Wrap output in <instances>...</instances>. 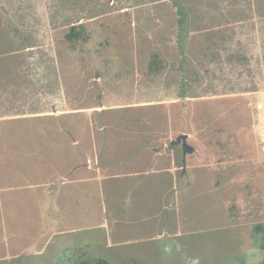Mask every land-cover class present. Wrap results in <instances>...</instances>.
<instances>
[{
	"label": "rangeland",
	"instance_id": "obj_1",
	"mask_svg": "<svg viewBox=\"0 0 264 264\" xmlns=\"http://www.w3.org/2000/svg\"><path fill=\"white\" fill-rule=\"evenodd\" d=\"M0 2L19 6L17 15L24 18L23 25L11 20L20 33L11 35L0 10V90L7 101L32 108L39 103L47 110L55 102L57 136L63 141L80 116L60 119L66 101L73 107L112 104L144 95L146 86L155 104L147 111L154 131L168 122L164 125L173 134L180 133V182L186 188L208 183L209 172L214 173L216 192L201 186L180 197V221H188L174 241L185 250L180 249V260L169 254L165 264H264V0ZM72 26L83 35L69 41ZM23 127L4 126L3 132L15 133L8 142L0 135V264H100L95 255L103 257L101 245L95 244L92 228L74 230L81 237L65 246L71 239L62 232L64 224L66 229L77 225L66 215L79 203L70 205L64 188L79 173L49 180L47 158L17 151L24 143L18 134H31ZM17 141L15 154L2 163L3 145L16 147ZM50 181V187L62 186L58 206L64 222L56 225V236L39 237L47 219L34 216L25 196L32 187L43 191ZM226 182L232 188L222 187ZM42 191L37 192L46 198ZM196 191L200 199L191 195ZM89 235L90 247L85 245ZM198 242L214 247L212 252L217 248L215 262L210 263L212 252L203 250L191 254L199 259L190 257L189 247ZM163 243L170 247V239Z\"/></svg>",
	"mask_w": 264,
	"mask_h": 264
},
{
	"label": "crops",
	"instance_id": "obj_2",
	"mask_svg": "<svg viewBox=\"0 0 264 264\" xmlns=\"http://www.w3.org/2000/svg\"><path fill=\"white\" fill-rule=\"evenodd\" d=\"M19 9V6L14 8L10 3L0 2L4 25L10 26L6 29L11 35L20 34L12 29L11 20L24 24V18L17 15ZM39 42H42V38ZM0 93L2 142H8L15 135L13 129L12 134L3 132L4 126L11 128L15 124L25 125L23 130L31 133L18 134L19 139L24 141L23 144L19 145L20 142L17 141L16 147L7 143L3 145L2 163L6 157L15 154L19 145L17 151L24 157L47 158L45 162L48 161L47 166L53 172L49 180H58V174L61 175L60 178L68 179L76 171L79 173L75 182L71 185L66 183L64 188L66 200L71 197L70 205L79 203L73 215L70 212L66 215L69 222L73 217L76 227L73 229L68 225L66 229L64 224L62 230L64 236L71 239L65 242L67 249L75 244L74 240L81 237L74 230L92 228V233L96 232L97 235L95 244L101 245L99 254L103 257L95 255L100 264H110L112 261L165 264L171 253H177L174 259L180 260V249L185 248L174 240L180 238V228L188 221L187 218H184V222L180 221V197L186 199L190 191L184 190L200 189L201 186H204L202 189L216 192L217 184L216 181L213 183V172H209L208 183L186 188L187 184L180 182L176 166L177 158H180V133L173 134L174 131L167 127L168 122L162 123L161 129L154 131V119L147 111L155 104L148 98L146 86L144 95L140 93L141 95L134 97H120V100L112 104L101 102L73 107L66 101L65 106H61L63 109L59 115L64 117L60 119L68 117L73 121V117H69L72 113L80 116L72 132L67 127L69 119L67 120V126L63 129L70 131V136L64 135L63 141L57 136L55 102L50 103L52 108L50 104L47 106L50 110L41 109L39 103L34 108L28 104L23 107L22 104L7 101L2 89ZM46 125L50 127L46 128ZM76 131H80V134ZM166 139L168 143L164 142V148H161L162 141ZM182 154H186L184 150ZM60 158L63 159L59 160ZM90 179L92 186L89 184ZM52 184L50 181L43 191L37 190L42 191L46 198L39 196L33 187L30 194L25 196L28 199L25 204L34 206V216L47 219V225L39 237L56 236V229L63 221L64 215L58 206L62 186L50 187ZM222 187L232 188V184L226 182ZM197 192L191 195L200 199ZM9 196L10 194L6 195V199H10ZM197 205L198 203L196 210ZM168 239L170 247L168 243H163ZM85 245L93 246L90 235ZM173 245L176 247H171ZM195 249L210 253L215 248L199 245V242L195 247H189L190 257L197 260L198 253L191 256ZM209 259L210 263L217 260V248L209 254Z\"/></svg>",
	"mask_w": 264,
	"mask_h": 264
},
{
	"label": "trees",
	"instance_id": "obj_3",
	"mask_svg": "<svg viewBox=\"0 0 264 264\" xmlns=\"http://www.w3.org/2000/svg\"><path fill=\"white\" fill-rule=\"evenodd\" d=\"M76 27L75 26H72L70 28L69 32L66 34V38L69 41L77 40L78 39V36L83 35V34H81V31L80 30L77 31V28Z\"/></svg>",
	"mask_w": 264,
	"mask_h": 264
},
{
	"label": "built area",
	"instance_id": "obj_4",
	"mask_svg": "<svg viewBox=\"0 0 264 264\" xmlns=\"http://www.w3.org/2000/svg\"><path fill=\"white\" fill-rule=\"evenodd\" d=\"M257 109H261L262 108V104H257Z\"/></svg>",
	"mask_w": 264,
	"mask_h": 264
}]
</instances>
